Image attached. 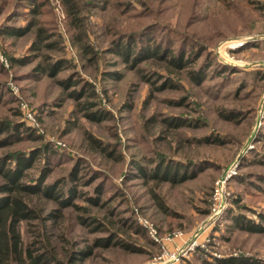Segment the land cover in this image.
I'll use <instances>...</instances> for the list:
<instances>
[{
	"label": "rangeland",
	"instance_id": "1",
	"mask_svg": "<svg viewBox=\"0 0 264 264\" xmlns=\"http://www.w3.org/2000/svg\"><path fill=\"white\" fill-rule=\"evenodd\" d=\"M59 1L46 0L36 14L52 32L53 47L40 45L34 51L38 55H33L34 30L20 35L0 33V117L23 120L30 112L29 123L56 148L45 180L66 176L73 164L84 160L79 163L76 188L85 190L84 196H96L94 189L101 183V205H90L81 197L73 201L103 217L106 225L119 219L121 224L113 226L117 238L109 244L104 240L109 234L78 224L75 212L67 209L62 221L49 227L55 250L65 254L73 242L78 251L92 246L80 264H170L167 258L156 257L161 242L151 240L147 221L162 237L181 232L166 244L169 251L199 238V245L177 264H216L215 258L229 256L243 264H264V231L241 228L233 220L243 215L263 223L264 0H109L107 5L94 1L92 7L86 1L79 13L82 25L75 28L70 27L72 17ZM14 3L8 0L1 9L0 28L23 25L30 17L24 13L28 11L24 2L16 16ZM133 31L138 40L130 36ZM79 35L82 39L74 41ZM121 39L133 44L127 61L111 52ZM161 43L176 54L183 50L185 66L137 53L142 46ZM84 45L89 52H83ZM42 54L48 59L42 60ZM10 56L30 58L10 64ZM59 57L66 63L54 77L29 73L36 62L46 64ZM108 72L118 76L108 77L104 74ZM67 76L79 85L83 80L92 84L85 98L97 105L90 111L100 109L105 117L95 121L83 115L81 104L57 81ZM92 91L94 96L87 97ZM17 102L25 104L20 105L23 118L15 114ZM168 115L199 120L172 128L162 122ZM88 133L108 148L115 147V154L121 153L124 160L90 149ZM209 134L217 135L219 141L200 140ZM38 142L24 137L12 147L28 148ZM7 148H0V153ZM158 153L172 161L191 160L185 166L192 177L171 184L160 177L131 176L138 172L134 162L151 168L159 162ZM43 162L42 155L36 157L30 172L37 173ZM125 170L131 172L127 178ZM91 175L96 176L82 185ZM49 206L45 203V209ZM19 230L30 242L41 231V223L21 221ZM60 235L69 240L62 243ZM115 240L132 243L133 249Z\"/></svg>",
	"mask_w": 264,
	"mask_h": 264
},
{
	"label": "trees",
	"instance_id": "2",
	"mask_svg": "<svg viewBox=\"0 0 264 264\" xmlns=\"http://www.w3.org/2000/svg\"><path fill=\"white\" fill-rule=\"evenodd\" d=\"M88 6H93L94 1H103L104 4H109V0H85L81 4V0H60L59 5L64 7L66 13L72 18L69 21L70 27H80L79 16L80 9L84 6V3ZM24 2L25 6L28 7V13L30 17L26 18L23 25H15L14 23L6 25L0 28V33L15 34L20 35L26 32V30H34V38L32 44L30 45V50L33 51V55L36 50L39 49L40 45L44 47H53L54 45L49 42L52 32H49L46 25L41 24V21L36 18V14L40 12V9L45 5L46 0H15L13 13L17 16L21 12L20 6ZM61 2V3H60ZM8 3V0H0V12L3 6ZM81 4V5H80ZM14 17V16H13ZM15 18V17H14ZM13 18H10V20ZM135 31V30H134ZM132 32L130 36H135V39H139L140 36L136 32ZM75 37V36H74ZM81 38H75L77 41ZM82 39V38H81ZM131 40L130 38L128 39ZM121 39L116 47L111 48L113 53L121 56L124 61H127L128 56L133 53L131 50V45L128 43H122ZM116 40L114 41V45ZM153 45L152 47L142 46L137 53H143L145 57L147 55L159 56L162 59L169 60V62L174 63L177 67H184L186 60H183L184 52L180 50L179 53H174L173 48L169 46ZM200 44V48L203 47ZM140 47V46H139ZM83 52H89V47L85 45L82 46ZM205 49V48H202ZM148 52V53H146ZM91 53V51H90ZM160 53V54H159ZM199 51L195 52V56L199 55ZM171 55V56H170ZM175 55V56H173ZM42 60L48 59L46 54H42ZM169 56V58H168ZM28 56H22V58L10 56L8 57L10 64L28 61ZM40 60L36 62L32 70L29 72L31 74H44L49 76H55L60 68L65 66L66 60L63 57H59L53 61L46 62L44 64ZM108 77H117L118 72H108L104 73ZM63 88L69 89L68 96L72 97L77 103L81 104L79 108L83 112V115L92 120H101L105 117L104 113L100 109H95V111H90L92 107L97 105V102L93 99L85 98V94L92 84L83 80V84L79 85L77 80H73L72 76L63 77L57 80ZM165 83V84H164ZM163 85H166L164 81ZM78 84V85H77ZM87 97L94 96V92H89ZM14 101L16 98L13 96ZM84 98V100H82ZM81 101V102H80ZM17 104V110L15 114L22 116L23 112L20 109L19 102ZM22 108V107H21ZM28 113V112H27ZM38 117V115H37ZM39 119V117H38ZM31 119L24 117L23 120L13 119L8 116L0 117V148L8 147L6 150L0 153V264H80L82 260L87 258L91 254L92 246H87L85 250H74L75 243L73 242L70 250L68 248L66 253H60L58 249L55 250V246L52 245V240L49 236V227L54 225L58 220L63 219L65 211L70 209L71 212H75V217L78 218V224L92 225L96 231H105L110 236L105 238L109 244L114 239L117 238L116 228H113L116 224L119 226V222L109 221V224L104 222L103 217H99L96 214L90 212L85 206L73 201L74 198L81 197L83 201L88 202L90 205L100 206V193L103 189V185L99 183L94 191L96 196H84L85 190L77 189L76 182L79 181V163H85L84 160L76 162L73 164L66 176H61L54 179L53 181H46L45 178L49 174L51 167V160L54 159L55 145L49 144L48 140H44L43 133L38 131V127L32 123H29ZM195 120V121H194ZM199 119H187L179 115H168L162 122L169 125L172 128L180 127L188 123H196ZM194 121V122H192ZM67 130V129H66ZM24 132V133H22ZM33 139L38 142L36 145L28 148H15L12 147L15 142L22 140L23 138ZM89 143V148L95 150H100L107 156H114L116 160H124L123 155L115 154V147L108 148L107 145L88 133L85 136ZM217 135H206L200 138L201 141L215 142L219 141ZM42 155L44 162L37 169V173L33 174L30 169L34 167L35 158ZM157 164L151 168L141 166L139 163L134 162L133 167L137 174L128 172V170L123 172L125 178L128 177V173L131 176H139L143 179H157L160 177L161 180L168 181L169 183H177L188 177H192V174L187 173L185 164H191V160L181 161V160H168L166 154L158 153ZM168 160V161H167ZM151 162V159H149ZM96 174V173H95ZM96 175H91L87 180L82 182V185L89 183L94 179ZM101 190V191H100ZM154 197L158 198V194H154ZM86 197V198H83ZM43 201L49 203L50 206L45 209V203L42 206ZM161 204V203H160ZM262 217V222H255L253 220H247V217L243 215L233 217L234 223L241 227L256 231H264V215ZM21 221H36L41 223V231L39 230L34 234L33 239L27 242L23 239L20 230L19 223ZM62 220H60L61 222ZM122 226L118 227L121 229ZM115 229V230H113ZM59 240L62 243L67 242L69 239L63 235H60ZM152 240V239H151ZM115 243L126 247L128 250L133 249L132 243H127L123 240H115ZM95 243L98 240L95 239ZM72 244V243H71ZM125 248V249H126ZM216 264H243L238 262V258L234 256H229L226 258H215ZM263 263V262H262ZM260 263V264H262ZM211 264V263H210Z\"/></svg>",
	"mask_w": 264,
	"mask_h": 264
},
{
	"label": "built area",
	"instance_id": "3",
	"mask_svg": "<svg viewBox=\"0 0 264 264\" xmlns=\"http://www.w3.org/2000/svg\"><path fill=\"white\" fill-rule=\"evenodd\" d=\"M22 107H25L24 103H21ZM27 117L29 119H32V114L30 112L27 113ZM219 185H220V180L217 182V185L214 187V192H213V197L216 200V197L219 196L220 191H219ZM145 225L148 227V232L151 235V239L154 242H161V252L156 256L158 259H165L167 258L170 264H177L178 261L188 252H190L191 249L194 247L198 246L199 244V238H190L188 242L186 243L187 246L179 249L178 251H169V249L166 247L167 243L176 235H181V232H176V233H165L164 236H160L158 234L157 228L153 226L152 223L144 221Z\"/></svg>",
	"mask_w": 264,
	"mask_h": 264
}]
</instances>
